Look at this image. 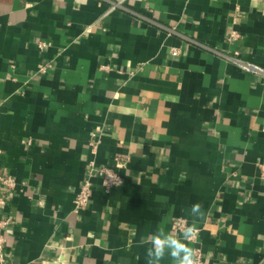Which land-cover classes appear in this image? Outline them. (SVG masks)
<instances>
[{"label":"crops","instance_id":"0c3cea01","mask_svg":"<svg viewBox=\"0 0 264 264\" xmlns=\"http://www.w3.org/2000/svg\"><path fill=\"white\" fill-rule=\"evenodd\" d=\"M261 162L264 0H0L6 264H147L179 216L208 264H264Z\"/></svg>","mask_w":264,"mask_h":264},{"label":"built area","instance_id":"2783aa9c","mask_svg":"<svg viewBox=\"0 0 264 264\" xmlns=\"http://www.w3.org/2000/svg\"><path fill=\"white\" fill-rule=\"evenodd\" d=\"M236 62H238L242 67L248 70H252L255 72H261L263 69L251 62L244 61L240 58H235ZM42 69L45 70L46 66L42 65ZM96 145H93V149L95 150ZM124 164L123 160L117 161V166H121ZM261 168V175L264 177V162L260 163ZM100 174L102 176V183L106 190H110L112 187L121 184L124 179L123 177L115 170L113 167H103L100 170ZM2 181L7 184L8 186H14L16 180L12 176L2 177ZM93 195V188L92 182L90 179L86 180L79 191L76 194V206L83 207L86 206L89 201L92 199ZM5 199L0 196V203H4ZM9 222V218L2 217L0 218V262L1 264H6V246H7V237H6V226ZM173 230L176 233H182L189 227L193 229L192 233V241H197L199 229L193 226H190L189 219L184 216H179L175 218L173 221ZM195 250V264H208L207 260L205 259L203 250L199 246L194 247Z\"/></svg>","mask_w":264,"mask_h":264},{"label":"clouds","instance_id":"9594fccd","mask_svg":"<svg viewBox=\"0 0 264 264\" xmlns=\"http://www.w3.org/2000/svg\"><path fill=\"white\" fill-rule=\"evenodd\" d=\"M189 212L193 216L202 215V206H191ZM193 229L189 227L181 235H173L163 229L152 234L145 255L147 264H161L165 256H170L173 264H195V250L188 246Z\"/></svg>","mask_w":264,"mask_h":264}]
</instances>
